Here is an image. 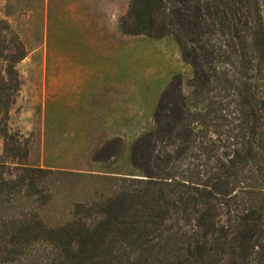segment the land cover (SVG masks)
<instances>
[{
    "label": "trees",
    "instance_id": "obj_1",
    "mask_svg": "<svg viewBox=\"0 0 264 264\" xmlns=\"http://www.w3.org/2000/svg\"><path fill=\"white\" fill-rule=\"evenodd\" d=\"M117 29L173 37L191 81L224 86L232 108L223 99L216 107L197 96L184 101L176 75L155 107L156 131L131 146V177H105L115 179L105 192L69 204L61 216L40 210L52 203L41 182L66 171L23 162L27 152L0 126V264H264V0H129ZM218 65L232 76L218 77ZM8 102L0 97L3 114ZM226 109L236 115L226 140L214 148L198 141L194 153L197 126L224 119ZM153 137L171 148L145 152ZM191 156L200 163L181 169L177 162ZM142 158L156 161L153 170L141 167ZM11 164L17 172L7 178ZM35 194L36 208L15 215V201Z\"/></svg>",
    "mask_w": 264,
    "mask_h": 264
},
{
    "label": "rangeland",
    "instance_id": "obj_2",
    "mask_svg": "<svg viewBox=\"0 0 264 264\" xmlns=\"http://www.w3.org/2000/svg\"><path fill=\"white\" fill-rule=\"evenodd\" d=\"M125 7L124 0H0V97L10 104L6 114L0 111V126L27 152L23 162L40 167L51 163L54 170L66 171L59 178L51 173L41 182L47 185L46 196H41H51L52 203L40 210L51 216H61L75 201L98 198L107 182L115 181L105 177H131L125 174L134 171L131 146L140 135L156 131L155 107L176 75L184 101H197V96L212 100L216 107L223 99L232 108L224 86L191 81L193 72L182 61L173 37L122 35L117 24ZM20 52L24 57L12 65L10 59ZM83 66L91 69L86 82L81 76L60 83L64 71L77 76ZM217 68L218 77L224 79L225 70L232 76L230 66ZM200 88L210 91L197 94ZM221 114L224 119L197 126L202 132L192 146L194 153L198 141L207 140L214 148L226 140V124L236 115L227 109ZM158 139L153 137L145 152L153 146L171 148L169 139ZM140 162L152 170L156 163L146 158ZM177 163L191 169L200 161L191 156ZM8 169L6 177L13 178L14 164ZM36 197L16 200L15 215L35 209Z\"/></svg>",
    "mask_w": 264,
    "mask_h": 264
},
{
    "label": "crops",
    "instance_id": "obj_3",
    "mask_svg": "<svg viewBox=\"0 0 264 264\" xmlns=\"http://www.w3.org/2000/svg\"><path fill=\"white\" fill-rule=\"evenodd\" d=\"M124 2L126 3V7H125V12H126L129 0H124ZM125 12L123 13V15L125 14ZM123 15H121V16H123ZM127 36H129V35H127ZM78 69H80V70H78L77 73H79V74L77 76L73 74L74 72H70L71 74H68L69 72L64 71L63 75L59 78L61 80L60 83H64L65 84L67 81L73 82V81H76L79 78H81V76H82V78L84 79L85 82H86L87 79L91 78V69H90V67L83 66V67H78ZM80 73H81V75H80ZM53 81H54V77H53ZM71 87H75V86L71 85Z\"/></svg>",
    "mask_w": 264,
    "mask_h": 264
}]
</instances>
